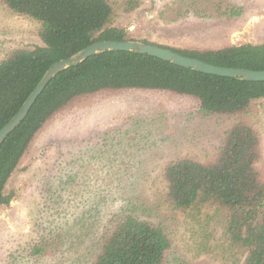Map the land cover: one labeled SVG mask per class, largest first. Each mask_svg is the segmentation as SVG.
<instances>
[{
	"label": "trees",
	"instance_id": "16d2710c",
	"mask_svg": "<svg viewBox=\"0 0 264 264\" xmlns=\"http://www.w3.org/2000/svg\"><path fill=\"white\" fill-rule=\"evenodd\" d=\"M197 1L187 3L195 13H199L194 6ZM201 1L200 15L238 13L228 0ZM131 3H127L129 8ZM0 4L37 21L41 42L11 49L0 58V128L53 63L94 42L131 40L125 29L109 25L113 10L108 0H0ZM162 47L218 66L264 69V43ZM124 90H151L192 100L197 118L214 119L220 125L221 139L214 151L203 159L195 155L168 159L154 172L150 188L110 186L118 180V172H107V201L94 198L88 208L84 190L74 191L75 198L63 196L71 179L64 178L60 189L51 186L39 191L48 212L38 208L31 239L19 243L0 264H36L41 257H46V264H166L175 211L193 212L204 205L214 208V215L208 217L221 228L223 241L212 257L217 264H264L261 138L258 129L244 119L254 101L264 100V81L200 73L147 54L100 52L51 78L24 119L0 144V207L11 202L12 179L48 121L82 98ZM49 167L53 166L41 171ZM72 204L70 212L67 207ZM198 247L205 248L206 243L201 241Z\"/></svg>",
	"mask_w": 264,
	"mask_h": 264
},
{
	"label": "rangeland",
	"instance_id": "374dc122",
	"mask_svg": "<svg viewBox=\"0 0 264 264\" xmlns=\"http://www.w3.org/2000/svg\"><path fill=\"white\" fill-rule=\"evenodd\" d=\"M190 1L108 0L113 10L109 25L125 29L131 40L178 49L264 43V0H228L238 12L234 16L211 11L200 15L204 1L194 5L199 13L190 9ZM38 26L37 21L0 4V58L17 47L40 45ZM194 110L195 103L186 97L124 90L82 98L48 121L12 179L11 202L0 207V260L31 239L36 211L48 212L39 191L59 188L64 178L71 180L63 196L75 198L74 191L84 190L88 208L94 198L107 201V172H118V180H112L110 186L138 190L140 186L150 188L156 169L174 156H209L221 139L220 125L214 119L197 118ZM244 119L259 131V165L264 175V100L254 101ZM47 166H53L49 167L54 168L51 173V169L41 171ZM75 174L80 178H74ZM73 205L67 207L70 212ZM213 211L211 205L193 212L175 211L166 264L218 263L212 257L223 240L219 224L208 217ZM89 239L87 236L85 242ZM201 241L205 248L198 247ZM37 261L46 264L47 259Z\"/></svg>",
	"mask_w": 264,
	"mask_h": 264
},
{
	"label": "water",
	"instance_id": "95a60500",
	"mask_svg": "<svg viewBox=\"0 0 264 264\" xmlns=\"http://www.w3.org/2000/svg\"><path fill=\"white\" fill-rule=\"evenodd\" d=\"M105 51H132L139 54H147L162 60L170 61L177 66L189 68L200 73L229 78H239L245 81H264V69L254 70L246 68L218 66L215 64L207 63L197 58L181 55L169 48L135 40L98 41L90 44L89 46L85 47L81 51L68 58L61 59L53 63V65L47 69L41 80L33 88L22 105L19 107L17 112L0 128V144L4 141L7 135L12 132L16 128V126L24 119V117L27 115L30 108L34 104L35 100L43 91L51 78H53L58 72L66 69L67 67L75 65L89 56Z\"/></svg>",
	"mask_w": 264,
	"mask_h": 264
}]
</instances>
